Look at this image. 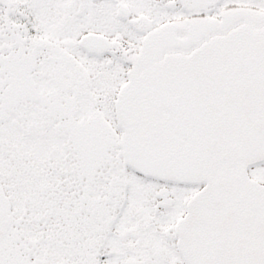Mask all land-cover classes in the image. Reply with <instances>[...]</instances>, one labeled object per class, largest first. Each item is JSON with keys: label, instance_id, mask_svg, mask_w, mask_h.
I'll use <instances>...</instances> for the list:
<instances>
[{"label": "snow or ice", "instance_id": "obj_1", "mask_svg": "<svg viewBox=\"0 0 264 264\" xmlns=\"http://www.w3.org/2000/svg\"><path fill=\"white\" fill-rule=\"evenodd\" d=\"M0 264H264V0H0Z\"/></svg>", "mask_w": 264, "mask_h": 264}]
</instances>
